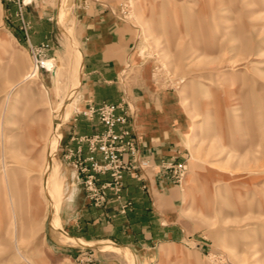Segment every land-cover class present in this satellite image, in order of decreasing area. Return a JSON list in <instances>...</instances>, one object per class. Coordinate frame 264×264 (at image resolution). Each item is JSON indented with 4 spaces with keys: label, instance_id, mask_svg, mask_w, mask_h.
I'll use <instances>...</instances> for the list:
<instances>
[{
    "label": "rangeland",
    "instance_id": "374dc122",
    "mask_svg": "<svg viewBox=\"0 0 264 264\" xmlns=\"http://www.w3.org/2000/svg\"><path fill=\"white\" fill-rule=\"evenodd\" d=\"M70 1L87 0H59L64 47L41 57L49 68L33 70V56L12 41L0 8V264H80L88 251L62 259L44 238L72 186L59 153L61 128L83 110ZM112 1L135 35L120 72L146 98L135 118L173 147L163 159L171 165L159 168L175 186L174 213L163 218L156 241L163 243L141 252L153 264H264V0ZM49 154L64 179L52 204ZM113 251L121 264H134L133 251Z\"/></svg>",
    "mask_w": 264,
    "mask_h": 264
},
{
    "label": "crops",
    "instance_id": "0c3cea01",
    "mask_svg": "<svg viewBox=\"0 0 264 264\" xmlns=\"http://www.w3.org/2000/svg\"><path fill=\"white\" fill-rule=\"evenodd\" d=\"M59 4V0H0L2 22L12 41L27 52L30 46L45 43V55L55 57L64 47V34L58 27ZM69 4H74L68 6L71 12L67 24H73L74 39L78 43L75 48L80 57V74L76 93L83 105L82 111L90 104L118 101L131 90V86L120 80V72L128 64L135 45L130 25L115 14L112 0H87L82 5L70 1ZM72 55L73 51L70 56L67 54V66ZM50 64V60H46L45 67L49 68ZM25 78L33 77L27 73ZM136 90V87L131 90L134 105H147L146 98ZM132 125L153 169L141 179L125 174L120 199L115 200L110 194L108 201L100 207L87 199L77 172L62 154L66 145H76L75 137L93 134L102 126L96 118L80 113L61 128L59 153L72 171V186L65 188L56 211L57 227L49 222L44 233L47 246L58 257L75 260L80 251L82 254L88 250L92 257L85 264H121L113 251L121 248L126 253L134 252V264H153L155 261L149 253L141 251L163 243L156 242L157 236L164 231L163 218L174 213L175 186L167 181L158 166L172 154L173 147L157 129L143 127L136 118ZM83 148L86 151L84 144ZM101 179L107 180L108 176L102 175ZM121 203H128L124 212L119 210ZM105 242L117 246L111 245V251L93 247Z\"/></svg>",
    "mask_w": 264,
    "mask_h": 264
},
{
    "label": "built area",
    "instance_id": "2783aa9c",
    "mask_svg": "<svg viewBox=\"0 0 264 264\" xmlns=\"http://www.w3.org/2000/svg\"><path fill=\"white\" fill-rule=\"evenodd\" d=\"M25 25V24H24ZM47 44L30 46L34 66L43 65L41 57L45 55ZM135 105L126 95L115 102L90 104L82 113L88 118H96L102 126L100 131L90 135L74 138V147L66 145L63 158L77 172L87 199L94 206H103L114 195L120 199L123 177L129 174L134 178H144L153 169V165L142 151L137 131L133 127ZM83 144L86 151H84ZM171 165L162 160L158 166L165 168ZM107 175V180L101 176ZM128 203H121L119 210L124 212ZM79 258L85 264L92 257L90 251Z\"/></svg>",
    "mask_w": 264,
    "mask_h": 264
},
{
    "label": "bare ground",
    "instance_id": "6f19581e",
    "mask_svg": "<svg viewBox=\"0 0 264 264\" xmlns=\"http://www.w3.org/2000/svg\"><path fill=\"white\" fill-rule=\"evenodd\" d=\"M45 63H46V60L43 61V65L45 66ZM77 68H78V63L76 62V65H75ZM37 69V67H32L31 69ZM77 73V72H76ZM77 82V78L75 77L74 80H73V85H75ZM70 103V102H69ZM74 104V103H73ZM71 106V105H70ZM69 111L68 109H66L64 111L63 114H67ZM59 122H55L54 121V125H53V128H52V132H53V137H54V133H55V130H56V127L58 125ZM48 159L49 161L47 162V166L48 169L50 170V173L51 174V177L47 176V186L49 188H51V192L48 194V199L47 201H51V204H52V196H55V198L58 200L61 198L62 194H63V186H62V183H63V176H60L59 173L57 174V168H58V163L56 161H54V159L50 158V154L48 155ZM213 191V190H212ZM219 192V191H217ZM206 200L204 199V196L202 197V202H205ZM52 210V209H51ZM57 220V219H56ZM58 225V224H57ZM57 227V226H56ZM57 229V228H56Z\"/></svg>",
    "mask_w": 264,
    "mask_h": 264
}]
</instances>
